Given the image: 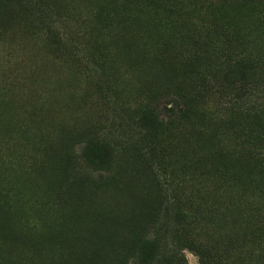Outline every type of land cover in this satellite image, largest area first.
Masks as SVG:
<instances>
[{
  "label": "rangeland",
  "instance_id": "rangeland-1",
  "mask_svg": "<svg viewBox=\"0 0 264 264\" xmlns=\"http://www.w3.org/2000/svg\"><path fill=\"white\" fill-rule=\"evenodd\" d=\"M109 1L42 0L33 15L0 34V264H139L117 254L128 232L147 222L151 233L167 224L161 231L165 250L186 264H199L198 249L213 264H264V176L247 189L219 183L213 174L200 180L197 166L186 159L202 151L204 138L187 123L159 140V149L169 156L167 164L179 155L175 159L185 173L173 172L178 182L197 179L206 185L198 190L193 181L170 188L169 197L178 200L171 201L167 219L153 213L159 201L145 194L147 178L138 158L123 156L117 163L128 171L126 183L89 191L91 196L56 182L51 169L61 163L58 144H66L69 129L100 126L117 147L129 137L135 140L126 113L130 103L155 97L167 86L189 93L199 71L187 65L192 45L206 51L220 25L247 24L245 49L261 58L264 73V0L243 10L239 0H178L177 16H188L174 25L163 20L156 1L147 0L119 12L100 45L83 23ZM209 5L224 9L220 20ZM96 45L104 47L101 55L94 53ZM256 88L251 95L264 104V80ZM168 95L156 102L162 119L177 101ZM224 99L213 91L198 103L204 128ZM82 148H74L76 156ZM98 175L103 173H93ZM178 211L183 217L175 221Z\"/></svg>",
  "mask_w": 264,
  "mask_h": 264
},
{
  "label": "trees",
  "instance_id": "trees-1",
  "mask_svg": "<svg viewBox=\"0 0 264 264\" xmlns=\"http://www.w3.org/2000/svg\"><path fill=\"white\" fill-rule=\"evenodd\" d=\"M144 1L147 0L106 2L84 21V31L93 32L101 45L104 42L103 33L116 22L115 16L128 7H139ZM154 1L159 4L156 9L161 11L164 21L174 20L172 25L179 24L183 15L188 16L186 12L177 16L175 11L178 9V0ZM40 3L42 4V0H0V34L6 28L15 26L21 18L33 15V9L39 7ZM255 4H260V1L239 0L238 9L254 7ZM202 10L203 7L199 6L198 11ZM208 11L218 20L224 14V9L211 5L208 6ZM43 12L46 14L45 10L40 11L41 14ZM261 15L264 20V12ZM246 27L244 22L220 25L217 37L209 41L206 51L192 45L194 51L188 56L187 65L199 71L197 83L189 93H184V88L180 85L176 88L166 85L157 96L130 103L126 113L131 121L129 128L135 130V140L129 137L126 139L127 143H121L117 147L110 141L108 132L100 126L69 129L65 137L66 144H58L61 163L51 169L56 182H67L65 185L69 189L73 187L90 196L94 193L89 191H107L119 187L127 182L129 176L126 168L117 163L123 156H132L138 158L147 178L145 194L147 192L150 197L154 196L159 201L153 209L154 215L157 213L167 219L170 217L171 201L174 203L178 200L169 197L170 188L185 186L193 181L198 190L206 185H202L203 182L196 181L197 179H190L183 184L182 180L178 182L177 177H173V172L185 173L180 167L181 160L175 159L179 155L170 157L171 162L167 164L169 156L165 157L164 152L159 149V140L180 130V126L187 123L198 128V134H203L204 138L202 151H193L186 159L190 161L189 164L197 166L200 180L203 176L210 179L213 174L219 183L237 182L242 185V189L258 184V176H264V104L251 94L262 84L264 73L261 58L252 56L245 49L249 38ZM100 50H104V47L94 46V53L101 55ZM63 53L67 54L65 51ZM72 57L71 55V61L76 63ZM95 87L101 88L99 84ZM104 91L107 93L106 89ZM213 91L222 93L226 100L224 99L225 104L220 110L211 114L207 120L210 124L204 128L203 122L206 119H203V105L198 103ZM167 94L177 101L169 117L162 119L157 113L156 102ZM105 98L108 97L104 96L103 99ZM198 142H202V137ZM78 145L83 148L81 154L76 156L74 148ZM94 172L103 175L95 178ZM180 213L178 211L175 221L183 217H179ZM147 224L148 222L144 225ZM160 224L162 227L159 233L157 229L153 233L149 232L144 225L141 228L133 227L124 237L117 256L127 259L128 256L135 257L139 264H186L183 258L173 256L165 250L167 239L164 237L163 240L161 231L166 229L167 224ZM206 247L201 245L200 248ZM197 256L199 264H213V259L203 249L197 250ZM118 264L127 263L120 260Z\"/></svg>",
  "mask_w": 264,
  "mask_h": 264
}]
</instances>
